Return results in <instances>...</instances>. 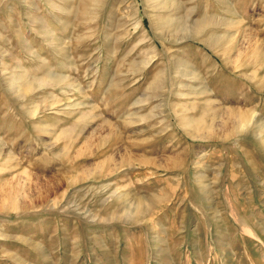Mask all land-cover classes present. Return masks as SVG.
Returning a JSON list of instances; mask_svg holds the SVG:
<instances>
[{"label": "rangeland", "instance_id": "rangeland-1", "mask_svg": "<svg viewBox=\"0 0 264 264\" xmlns=\"http://www.w3.org/2000/svg\"><path fill=\"white\" fill-rule=\"evenodd\" d=\"M0 264H264V0H0Z\"/></svg>", "mask_w": 264, "mask_h": 264}]
</instances>
